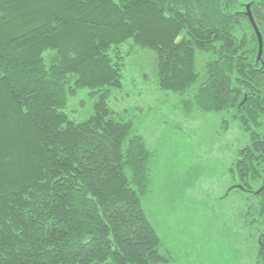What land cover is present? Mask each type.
I'll return each instance as SVG.
<instances>
[{
  "label": "trees",
  "instance_id": "trees-1",
  "mask_svg": "<svg viewBox=\"0 0 264 264\" xmlns=\"http://www.w3.org/2000/svg\"><path fill=\"white\" fill-rule=\"evenodd\" d=\"M141 49L159 90L189 92L184 110L245 132L227 191L264 264V0H0V264H168L141 205L151 151L109 105ZM83 88L92 112L70 119Z\"/></svg>",
  "mask_w": 264,
  "mask_h": 264
},
{
  "label": "rangeland",
  "instance_id": "rangeland-1",
  "mask_svg": "<svg viewBox=\"0 0 264 264\" xmlns=\"http://www.w3.org/2000/svg\"><path fill=\"white\" fill-rule=\"evenodd\" d=\"M205 59L198 55L200 79ZM155 63L150 49L127 55L122 87L110 91L109 105L131 119L151 151L150 185L141 205L157 231L160 251L168 264H250L244 247L249 227L241 216L245 195L227 191L229 168L246 134L222 111L184 110L180 99L189 92L159 90ZM92 102L88 89H77L65 111L82 120L92 112Z\"/></svg>",
  "mask_w": 264,
  "mask_h": 264
},
{
  "label": "water",
  "instance_id": "water-1",
  "mask_svg": "<svg viewBox=\"0 0 264 264\" xmlns=\"http://www.w3.org/2000/svg\"><path fill=\"white\" fill-rule=\"evenodd\" d=\"M246 10L247 11L245 12V14L248 17L249 21H251V24H252V27L254 29V32H256V35H257V39H258V43H259V49H258L257 55H258V58H260L261 57L260 54H261V51H262V45H263V43H262V35L259 32L255 21L253 20V17H252L251 11L249 10V6L248 5L246 6Z\"/></svg>",
  "mask_w": 264,
  "mask_h": 264
}]
</instances>
